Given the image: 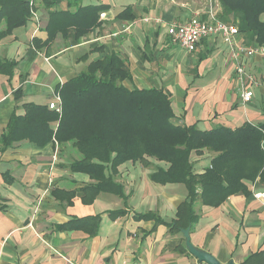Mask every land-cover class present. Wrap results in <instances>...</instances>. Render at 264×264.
<instances>
[{
  "label": "crops",
  "instance_id": "1",
  "mask_svg": "<svg viewBox=\"0 0 264 264\" xmlns=\"http://www.w3.org/2000/svg\"><path fill=\"white\" fill-rule=\"evenodd\" d=\"M82 2L106 7L99 12L98 24L76 43L72 33L63 32L44 44L36 42L34 35L43 39L47 35L48 9L42 2L34 9L37 20L17 26L0 40V61L14 62L11 73L0 70V264H206L186 250L182 233L169 223L187 197L185 184H161L150 178L159 165L167 166L165 162L154 157H148L145 165L139 160L123 161L111 171L122 195L115 189L100 190L87 203L82 188L97 181L71 168L80 156L72 141L60 143L48 137L37 117L21 125L17 133L24 131L25 136L6 145L1 136L13 113H25L26 104L50 111L48 104L58 86L110 53L121 55L128 64L130 75L121 81L127 88L155 87L171 93L179 123L210 130L264 122V55L243 58L246 72L253 77L246 83L253 96L242 102L241 82L222 37H207L188 52L166 32L169 24L183 23L195 14L206 19L210 7L218 16V0ZM127 6L133 17L117 16ZM234 42L264 45L244 31L236 34ZM57 123L50 118L47 125L56 129ZM211 156L206 149L192 153L195 171L210 166ZM246 184L250 194H231L218 205L197 199L193 205L197 214L189 229L193 245L223 264L229 259L239 264L264 250V205L253 197L264 186L258 178ZM118 209L123 212L109 214ZM145 213L153 216L136 217ZM96 214L100 226L95 235L81 228L83 222L67 229L57 226Z\"/></svg>",
  "mask_w": 264,
  "mask_h": 264
},
{
  "label": "trees",
  "instance_id": "2",
  "mask_svg": "<svg viewBox=\"0 0 264 264\" xmlns=\"http://www.w3.org/2000/svg\"><path fill=\"white\" fill-rule=\"evenodd\" d=\"M62 1L65 6L60 5ZM82 1L41 0L48 9L47 35L44 39L34 35L36 42L43 40L44 44L59 32L72 33L73 42H78L98 24L99 12L106 7L104 3L84 4ZM218 2L219 19L236 25L238 33L249 32L257 43H264V20L261 19L264 0ZM29 5V0H0V40L17 26L31 21L34 4ZM235 15L239 16V21H235ZM117 16L133 17L129 6ZM229 16L234 19L229 20ZM13 65V61H0V70L11 73ZM129 75L128 64L117 53L91 61L86 71L58 86L61 115L41 105L26 104L25 113H13L1 141L6 145L25 136L24 131L17 133L21 125L42 119L39 125H45L42 126L48 137L53 136L60 143L72 141L80 153L71 168L86 172L97 181L82 188V199L87 203L100 190L115 189L116 194L122 195L121 185L112 179L111 171H116L123 161L139 160L145 165L148 157H154L165 162L167 166L159 165L150 178L161 184L183 182L188 193L178 205L175 218L169 222L172 229L180 230L195 223L197 214L193 205L197 199L204 204L218 205L231 194H250L246 181L255 182L258 178L264 186V122H244L233 129L216 126L210 130L179 123L175 120L169 91L155 87L129 89L121 82ZM50 118L57 119L56 129L47 125ZM204 149L212 152L210 166L196 172L191 155L201 154ZM122 212L111 210L109 214ZM152 216L145 213L136 217ZM99 221L100 214L87 215L57 226L67 229L83 222L81 228L95 235ZM155 221L159 218L155 217ZM258 256L261 259L255 260ZM239 264H264V250L248 255Z\"/></svg>",
  "mask_w": 264,
  "mask_h": 264
},
{
  "label": "built area",
  "instance_id": "3",
  "mask_svg": "<svg viewBox=\"0 0 264 264\" xmlns=\"http://www.w3.org/2000/svg\"><path fill=\"white\" fill-rule=\"evenodd\" d=\"M33 5V0H29ZM33 17L36 19L34 11ZM35 15V16H34ZM103 15V14H101ZM206 19H201L198 14L191 17L183 23H171L167 26L166 32L172 37V40L183 47L188 52H192L196 44L210 36H220L227 43L230 49V59L233 62V70L241 82V101L248 102L253 96V89L248 88L247 84L253 81V77L248 74L244 67V57H250L253 54L264 55V45L246 46L235 43L234 38L238 33L237 26L228 24L216 16L214 8L210 7ZM37 20V19H36ZM37 28H35L36 30ZM54 98L48 104V108L55 110L61 115V95L56 91ZM253 197L264 205V189L255 190Z\"/></svg>",
  "mask_w": 264,
  "mask_h": 264
},
{
  "label": "water",
  "instance_id": "4",
  "mask_svg": "<svg viewBox=\"0 0 264 264\" xmlns=\"http://www.w3.org/2000/svg\"><path fill=\"white\" fill-rule=\"evenodd\" d=\"M189 229L190 226L180 229V232L182 233V237L185 238V246L187 251H189L199 262L203 261L206 264H223L212 253L201 248H196L193 245L191 241V236L189 235ZM226 264H236V263L233 261V259H229V261Z\"/></svg>",
  "mask_w": 264,
  "mask_h": 264
},
{
  "label": "rangeland",
  "instance_id": "5",
  "mask_svg": "<svg viewBox=\"0 0 264 264\" xmlns=\"http://www.w3.org/2000/svg\"><path fill=\"white\" fill-rule=\"evenodd\" d=\"M40 2H41V0L39 1V0H33V3H34V7H33V9H35V7H36V5L38 4H40ZM61 4L60 5H62V6H65V3L62 1V2H60ZM29 6H32V4L31 5H29ZM34 17H32V19H33Z\"/></svg>",
  "mask_w": 264,
  "mask_h": 264
}]
</instances>
